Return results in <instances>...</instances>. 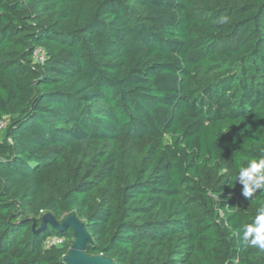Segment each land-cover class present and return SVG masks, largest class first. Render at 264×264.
Returning <instances> with one entry per match:
<instances>
[{"label": "trees", "instance_id": "1", "mask_svg": "<svg viewBox=\"0 0 264 264\" xmlns=\"http://www.w3.org/2000/svg\"><path fill=\"white\" fill-rule=\"evenodd\" d=\"M194 1L0 0V264H66L73 231L39 228L68 211L116 264H264L242 242L264 192L232 179L264 155V0H201L203 18ZM149 136L127 181L118 141Z\"/></svg>", "mask_w": 264, "mask_h": 264}, {"label": "rangeland", "instance_id": "2", "mask_svg": "<svg viewBox=\"0 0 264 264\" xmlns=\"http://www.w3.org/2000/svg\"><path fill=\"white\" fill-rule=\"evenodd\" d=\"M211 6H214L216 8L225 9L228 8L230 5L234 4V0H210ZM129 5L131 9L134 12V16L140 17L143 14V9L134 1L129 2ZM191 15L194 18H203L207 16V12L205 8L202 7L201 0H195L194 4L191 7ZM237 130V129H236ZM2 131L0 132V136H2ZM168 139V135L164 136L162 141L166 142ZM120 144H123L127 147L128 151L131 155V164L127 172V181H130L134 178V173L137 170L140 162V157L143 154L144 146L145 144L149 142H156L154 137H147L142 141H135L131 140L129 138L122 137L118 141ZM82 151L87 155L91 156L98 152L102 148H108L109 143L105 141H94V140H88L85 139L82 142ZM232 170V165L230 161H227L220 169L213 170L212 168H207L203 170L204 173V183L208 190L211 191V189L217 184L221 183L229 174V172ZM115 184L112 181H108L101 185V187H98L93 192V198L94 201L97 202L101 195L110 196L115 192ZM241 194V190H237ZM243 201V200H242ZM244 203V202H243ZM246 205V204H244ZM72 211L66 212L59 220H63L68 215L71 214ZM66 242V241H65Z\"/></svg>", "mask_w": 264, "mask_h": 264}, {"label": "clouds", "instance_id": "3", "mask_svg": "<svg viewBox=\"0 0 264 264\" xmlns=\"http://www.w3.org/2000/svg\"><path fill=\"white\" fill-rule=\"evenodd\" d=\"M232 179L242 185L245 200L253 199L257 192H264V155L250 159L247 166L238 165ZM242 242L245 248L264 249V204L257 208L254 221L243 226Z\"/></svg>", "mask_w": 264, "mask_h": 264}, {"label": "water", "instance_id": "4", "mask_svg": "<svg viewBox=\"0 0 264 264\" xmlns=\"http://www.w3.org/2000/svg\"><path fill=\"white\" fill-rule=\"evenodd\" d=\"M50 225L58 230L71 229L75 235L72 246L68 254L64 257L66 264H116V262L104 255H93L86 252L87 242L90 241V235L84 226L74 214L68 215L62 221H57L53 214L46 212L41 216V225L39 229Z\"/></svg>", "mask_w": 264, "mask_h": 264}, {"label": "built area", "instance_id": "5", "mask_svg": "<svg viewBox=\"0 0 264 264\" xmlns=\"http://www.w3.org/2000/svg\"><path fill=\"white\" fill-rule=\"evenodd\" d=\"M32 57H33L34 60L43 62V58H44L43 49L40 48V47L35 48L34 51H33ZM2 126H3V122L0 124V127H2ZM52 240L60 241L61 239L54 236V237H52L51 241Z\"/></svg>", "mask_w": 264, "mask_h": 264}]
</instances>
